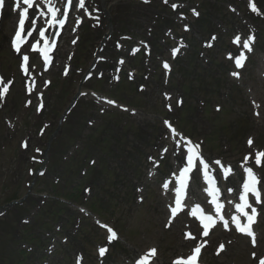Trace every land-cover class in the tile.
I'll list each match as a JSON object with an SVG mask.
<instances>
[{
  "label": "rangeland",
  "instance_id": "obj_1",
  "mask_svg": "<svg viewBox=\"0 0 264 264\" xmlns=\"http://www.w3.org/2000/svg\"><path fill=\"white\" fill-rule=\"evenodd\" d=\"M179 1L185 2L184 9L179 3L173 7ZM255 1L258 15L248 11L247 0H87L65 27L52 68L44 73L32 55L26 77L20 56L10 48L17 5L5 9L0 27V207L13 196L31 195L0 217V264H74L77 255L85 264H130L150 247L158 248L157 264H169L189 251L195 242L183 239L184 221L164 227L168 213L158 188L174 152L152 181L149 160H157L169 146L165 119L185 135L204 140L209 155L230 162L251 150L245 145L248 138L255 149L264 148V0ZM193 8L201 12L199 19L190 15ZM179 14L186 18L182 23ZM108 17L111 35L100 50ZM249 23L258 45L237 80L225 54L234 49L231 36L246 33ZM186 24L191 26L187 33ZM211 33L218 34V42L204 47L201 42ZM184 36L188 46L166 78L160 62L170 58L171 47ZM134 46L142 48L137 57ZM121 58L123 67L117 64ZM87 73L92 77L83 80ZM34 76L42 78L35 90ZM8 82L12 86L6 93ZM77 92L85 95L66 113ZM103 97L136 114L107 105ZM40 159L44 177L36 175L40 165L35 160ZM261 173L264 177V165ZM91 208L93 216L121 234L104 263L96 257V246L105 243L106 235L88 216ZM209 240L205 264H255L250 254L256 250L246 240L226 233ZM219 241L227 249L216 256Z\"/></svg>",
  "mask_w": 264,
  "mask_h": 264
},
{
  "label": "snow or ice",
  "instance_id": "obj_2",
  "mask_svg": "<svg viewBox=\"0 0 264 264\" xmlns=\"http://www.w3.org/2000/svg\"><path fill=\"white\" fill-rule=\"evenodd\" d=\"M3 2H4V0H0V7L3 6ZM23 4H25V5L29 6V7H31V5L33 4V0H23ZM19 5H20V0H17V7H19ZM81 6H83V0H81ZM250 6L252 7V10H253V11H257V9H256V7H255V4H251ZM173 7H176V5H173ZM27 12H28V8L26 7V8H24V10H23L22 18H21L20 21H19V26H20V29H21V30H22V28H23L24 18H26V16H27ZM53 15L55 16V10H53ZM61 23H62V22H61ZM20 34H21L20 31H17V34H16V35H17V39L20 38ZM236 42H237V43L240 42V41H239V37H237V41H236ZM244 46H245V47H249V45H248L247 43H245ZM17 51H19V47H17ZM24 60L27 61V60H28V57L25 56V57H24ZM241 60H242V58H238V59L236 60V63H237V66H238V67L242 66ZM165 67H168L167 64H165ZM233 75H238V74H237V73H233ZM169 126H170V125H169ZM170 127H171V126H170ZM249 144H251V141H249ZM194 148H198V146H194ZM190 151H193V149H190ZM198 155H199L198 152H193V156H190V157H189V162H190V164H191L192 161H193V157H194V156H198ZM262 157H264V153H257V154H256V163H257L258 165L261 163V158H262ZM246 159H247V158H246ZM217 163H219V161H217ZM184 171H185V173H187V172L189 171V169H185ZM230 171H231V169H226V174H227L228 172H230ZM247 172H248V180H247V181L244 183V185H243V188H244V195H242V196L240 197V199L243 200L244 203L241 204V205H237V207H238L241 211H243L244 214H245L246 216H248L249 225H243V226H242L237 218H233V219H234L235 222H236L237 229H238L239 231H241V232H245V233H247L248 235L252 236V237H253V243H255V234L251 231L250 224L254 222V217H255V215H256V210L253 208V209H252V215H249V214L247 213V211H245V209H246L247 207H250V205L248 204V201H247V193L252 192V193H254V195H255V197H256V199H257L258 201H259V199H260V193H259V191L257 190V184L259 183V180H258V178L256 177V175L253 173V171H252L251 168L247 169ZM181 183H182V186H183V185H184V181H183V179H182ZM165 187H167V185H165ZM178 191H179V190H178ZM217 191H218V190H217ZM177 203L179 204L180 201L177 200ZM205 219H207L209 222H213V219H212V217H210V216H209V217H206ZM221 219H223V218L221 217ZM204 227H205V229H207V228L209 227V224H205ZM224 227H225V228L228 227V222H227V221H224ZM204 234L207 235V231H205ZM113 237H115V233H114V232L112 233V236L110 237V239L113 238ZM221 248H223V245H221ZM104 251H105L104 249H101V255H103ZM195 251H196V252H199V249H196ZM150 252H151V254L154 255V254H155V249L150 250ZM148 259H149V256H148V255H145L144 257L141 258L140 261L137 262V264H147ZM192 259H194V257H193ZM261 264H264V261H262Z\"/></svg>",
  "mask_w": 264,
  "mask_h": 264
},
{
  "label": "trees",
  "instance_id": "obj_3",
  "mask_svg": "<svg viewBox=\"0 0 264 264\" xmlns=\"http://www.w3.org/2000/svg\"><path fill=\"white\" fill-rule=\"evenodd\" d=\"M16 198H18V196H13V197H11V198H9L7 201H10V200H13V199H16Z\"/></svg>",
  "mask_w": 264,
  "mask_h": 264
},
{
  "label": "water",
  "instance_id": "obj_4",
  "mask_svg": "<svg viewBox=\"0 0 264 264\" xmlns=\"http://www.w3.org/2000/svg\"><path fill=\"white\" fill-rule=\"evenodd\" d=\"M12 204H9V206H11Z\"/></svg>",
  "mask_w": 264,
  "mask_h": 264
}]
</instances>
